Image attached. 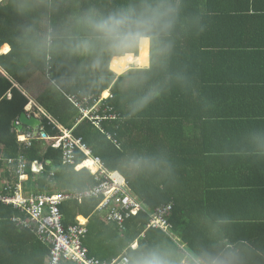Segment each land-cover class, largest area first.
<instances>
[{
    "label": "trees",
    "instance_id": "1",
    "mask_svg": "<svg viewBox=\"0 0 264 264\" xmlns=\"http://www.w3.org/2000/svg\"><path fill=\"white\" fill-rule=\"evenodd\" d=\"M122 2L79 0L81 8L89 4L111 8ZM251 8V0H182L176 44L167 68L154 70L151 77V82L162 85L166 77L171 80L158 99L128 119L117 87L118 78L122 79L120 74L109 65V81L102 88L89 91L88 83L77 76L83 57H54L51 67L46 69L18 43L23 35L22 26L31 23L35 14L20 15L11 0H0V69L3 72L0 153L5 156L0 159V186L6 179L14 185L20 182L18 169L22 156L26 157L27 171L32 177L24 183L28 194L82 193L104 181L98 180L88 168L77 170V164L87 159L80 150H77L76 164H65L62 150L44 140L36 138L31 147L20 143L17 123L31 102L24 90L29 91L28 84L39 75L37 102L54 121L72 130L94 157H100L108 171L119 172L126 180L129 193L136 195L151 212L159 205L173 204L168 230L149 226V210L125 218L122 230L98 208L103 196L85 197L83 201L65 200L61 204L65 226L78 223L80 215L89 220L84 243L89 247L91 259L112 263L118 258H129L131 245L135 244L137 250L157 245L167 248L173 252L176 264H213L233 256L239 264H264V240H256L251 235L250 223L230 226L227 220H233L232 217L216 214L224 199L192 195L195 186L199 185L198 191L202 189L199 182L195 183L193 168L201 155L196 147L194 152L190 150L193 143L199 145L200 136L196 131L202 134L209 118L203 113L204 95L212 90L210 94L227 99L234 89L227 79L225 65L220 68L223 76L218 79L210 76L212 86H207L209 81L204 73L211 72V68L206 69L211 62L223 61L220 57L227 56L228 48L238 46L229 35L245 29L243 20ZM70 11L61 9L53 15V20L59 23ZM196 17L201 18L203 31L191 30ZM6 44L11 50L1 53ZM243 46L249 48L251 44ZM72 77L75 79L70 86L59 83L62 78ZM105 91L110 92L107 99L102 98ZM80 104L95 108L94 118L84 120ZM33 115L42 120L48 136L61 134L47 116ZM21 126L25 127L23 123ZM37 159L43 162L44 169L35 180L32 164ZM18 214L20 210L13 205H0V238L8 239L4 244L0 241V264H49L53 245L44 242L33 229L17 224L13 218ZM258 236L264 238V231ZM11 238L18 239L19 243L13 244ZM60 264L79 263L62 259Z\"/></svg>",
    "mask_w": 264,
    "mask_h": 264
},
{
    "label": "clouds",
    "instance_id": "2",
    "mask_svg": "<svg viewBox=\"0 0 264 264\" xmlns=\"http://www.w3.org/2000/svg\"><path fill=\"white\" fill-rule=\"evenodd\" d=\"M18 14L33 16L31 23L23 25L18 43L35 61L50 68L54 57H83L77 76L89 85V91L109 81L108 66L113 60L123 61L117 87L125 108L126 118L143 112L164 92L165 85L151 82L156 69L167 68L175 48V34L180 24L182 0H124L111 8L89 4L81 8L79 0H11ZM71 9L57 23L53 15L61 9ZM192 31H203L200 17L191 24ZM148 49L147 61H138L139 53ZM75 77L61 79L60 84L70 86ZM182 81L184 78H177ZM131 245L126 264H176L171 250L161 247ZM213 264H239L233 256L216 260Z\"/></svg>",
    "mask_w": 264,
    "mask_h": 264
},
{
    "label": "crops",
    "instance_id": "3",
    "mask_svg": "<svg viewBox=\"0 0 264 264\" xmlns=\"http://www.w3.org/2000/svg\"><path fill=\"white\" fill-rule=\"evenodd\" d=\"M251 7L243 20L245 29L229 35L238 46L228 48L227 56L220 57L223 61L211 62L206 67L211 72L204 73L207 86H212L210 76H223L220 68L225 65L234 89L227 99L210 94L212 90L204 95L203 113L209 118L202 134L196 131L199 145L193 143L190 150L194 152L196 147L201 155L193 168L195 183L199 182L202 189L198 191L199 185L195 186L192 195L224 199L216 214L232 217L227 220L230 226L250 223L251 235L263 241L258 234L264 231V0H251ZM245 43L251 46L246 48ZM10 47L1 53L9 52ZM38 79L39 75L28 84L30 90H24L32 99L29 106L38 104ZM9 240L19 243L16 238ZM0 241L4 244L8 239Z\"/></svg>",
    "mask_w": 264,
    "mask_h": 264
},
{
    "label": "built area",
    "instance_id": "4",
    "mask_svg": "<svg viewBox=\"0 0 264 264\" xmlns=\"http://www.w3.org/2000/svg\"><path fill=\"white\" fill-rule=\"evenodd\" d=\"M74 98L72 97V100ZM80 105L83 106V119L92 117L91 113L95 108L88 107L84 104ZM27 113L30 116L33 114L47 116L60 129L61 134L50 137L44 132L43 126H41L37 137L31 127L25 132L23 130L24 127L21 126V121H19L17 124L20 125L18 130L20 143L31 147L36 138L44 140L48 144L50 143L53 148L62 150L63 162L65 164H76L78 159L77 150H80L86 154L87 159L83 164H77V170L88 168L96 175L98 180L103 178L104 181L98 186L82 193H56L53 195L48 193L40 195L28 194L24 183L29 179L22 180V178L25 179V175L30 174L27 171L28 163L26 157L22 156L20 159V168L18 169L20 182L14 185L9 179H6L1 183L0 205H13L19 209L20 214L13 218L14 221L23 228L33 229L44 242L53 245L52 258L50 257L49 264H60L62 259L79 264H126L127 257L118 258L112 263H100L95 259H91L89 247L84 243V238L89 230V220L83 216H78V223L65 226L61 204L65 200L72 198L83 201L85 197L103 196L98 208L106 214L108 221H116L122 230L125 228V218L136 215L140 211H150L149 207L145 206L136 195L131 192L129 193L126 180L119 172L108 171L100 157H94L92 151L83 144L82 140L76 139L74 134H72V130H67L54 121L39 104L35 103L34 107L30 110L27 109ZM22 134L27 136V142L21 141ZM57 139H59L58 142ZM62 139L63 141L61 142ZM0 159H5L2 153H0ZM89 159H93L97 164L98 171H95L89 165L85 167L84 163ZM10 161L14 162V159H10ZM43 169V162L38 159L34 160L32 164L33 172L39 174ZM172 209L173 204L171 203L159 205L153 212L150 211L151 220L149 226L168 230L171 226L168 216L172 212ZM199 264L204 263L200 262Z\"/></svg>",
    "mask_w": 264,
    "mask_h": 264
},
{
    "label": "bare ground",
    "instance_id": "5",
    "mask_svg": "<svg viewBox=\"0 0 264 264\" xmlns=\"http://www.w3.org/2000/svg\"><path fill=\"white\" fill-rule=\"evenodd\" d=\"M10 46H6L4 48V50L9 49ZM148 58V49L145 48L144 50L141 51V54H139V57H137L136 59L138 61H141L142 59H147ZM111 68L113 71H115V73L120 74L122 71H124V66H123V61L120 62V64L118 65L117 62L115 60L112 61L111 63ZM31 105L29 106V108L31 109ZM85 167H91L93 168L95 171L98 170L97 164L93 161V159H89L87 162L84 163Z\"/></svg>",
    "mask_w": 264,
    "mask_h": 264
},
{
    "label": "water",
    "instance_id": "6",
    "mask_svg": "<svg viewBox=\"0 0 264 264\" xmlns=\"http://www.w3.org/2000/svg\"><path fill=\"white\" fill-rule=\"evenodd\" d=\"M2 70L0 69V79L2 78ZM21 122L23 123L24 131L27 132L29 130V127L33 129L36 135H38V132L40 131L41 126V120L36 117L35 115L30 116L27 112L23 113L21 116Z\"/></svg>",
    "mask_w": 264,
    "mask_h": 264
},
{
    "label": "rangeland",
    "instance_id": "7",
    "mask_svg": "<svg viewBox=\"0 0 264 264\" xmlns=\"http://www.w3.org/2000/svg\"><path fill=\"white\" fill-rule=\"evenodd\" d=\"M6 45H8V44H6ZM6 45L4 46V48L6 47ZM9 46H10V45H9ZM4 48H3V49H4ZM10 48H11V47H10ZM139 54H141V53H139ZM110 67H111V64H110ZM111 69H112V68H111ZM106 93H107V94H106ZM30 97H31V96H30ZM109 97H110V92H108V91H105V92L102 94V98H106V99H107V98H109ZM31 100H32V99H31ZM31 106L33 107L34 104H31ZM32 107H31V108H32ZM28 108H29V107H28ZM29 109H30V108H29ZM92 112H93V111H92ZM91 115H92V113H91ZM89 116H90V115H89ZM85 117H87V116H85ZM87 118H88V117H87ZM48 119H49V118H48ZM85 119H86V118H85ZM85 119H84V120H85ZM41 122H42V120H41ZM42 125H43V123H41V126H42ZM41 126H40V128H41ZM31 129H32V128H31ZM32 130H33V129H32ZM58 140H59V139H57V142H58ZM21 141H23V142H27V141H28L27 136L24 135V134H22V135H21ZM62 141H63V139L61 140V142H62ZM87 161H88V160H87ZM87 161H86V162H87ZM82 164H83V163H82ZM84 165H85V164H84ZM98 170H99V169H98ZM98 170H97V171H98ZM25 176L28 177V178L25 177V179L22 178V180H28V179H30V177H31L30 175H25ZM81 218H83V217H81Z\"/></svg>",
    "mask_w": 264,
    "mask_h": 264
}]
</instances>
